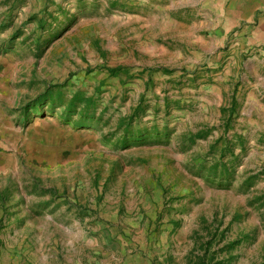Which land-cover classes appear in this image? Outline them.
Masks as SVG:
<instances>
[{
	"label": "rangeland",
	"instance_id": "1",
	"mask_svg": "<svg viewBox=\"0 0 264 264\" xmlns=\"http://www.w3.org/2000/svg\"><path fill=\"white\" fill-rule=\"evenodd\" d=\"M0 107V264H264V0H0Z\"/></svg>",
	"mask_w": 264,
	"mask_h": 264
},
{
	"label": "trees",
	"instance_id": "2",
	"mask_svg": "<svg viewBox=\"0 0 264 264\" xmlns=\"http://www.w3.org/2000/svg\"><path fill=\"white\" fill-rule=\"evenodd\" d=\"M79 96L75 95L74 98L71 99L67 106V111H76L77 110V104H78ZM49 101H51V98H49ZM53 104H56V100L52 98ZM37 107V103L35 104ZM90 106V104L88 105ZM195 264H212V260H207L206 256L200 257Z\"/></svg>",
	"mask_w": 264,
	"mask_h": 264
},
{
	"label": "crops",
	"instance_id": "3",
	"mask_svg": "<svg viewBox=\"0 0 264 264\" xmlns=\"http://www.w3.org/2000/svg\"><path fill=\"white\" fill-rule=\"evenodd\" d=\"M1 108V107H0ZM1 116V114H0ZM4 115L0 117V140L4 143L5 142V125H4Z\"/></svg>",
	"mask_w": 264,
	"mask_h": 264
}]
</instances>
